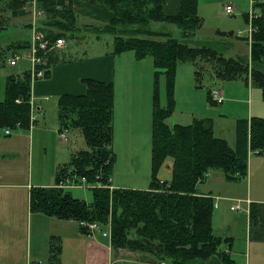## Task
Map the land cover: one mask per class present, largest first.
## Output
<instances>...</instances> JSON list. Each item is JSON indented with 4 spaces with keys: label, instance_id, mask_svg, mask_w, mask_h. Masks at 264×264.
Returning <instances> with one entry per match:
<instances>
[{
    "label": "trees",
    "instance_id": "obj_1",
    "mask_svg": "<svg viewBox=\"0 0 264 264\" xmlns=\"http://www.w3.org/2000/svg\"><path fill=\"white\" fill-rule=\"evenodd\" d=\"M76 0H0V31L15 26L13 18L29 15L32 8L43 13L36 19L38 29L55 39L78 40L81 35L112 38L113 53L132 50L137 59L153 58V129L152 172L149 189L93 187L91 202L75 197L65 188L33 186L30 208L61 219L97 221L103 228L111 226L113 250L149 252L156 255L146 264H238L231 256L233 237L216 232L213 225L214 197L200 193L198 185L207 173L222 171L225 179L238 181L248 176L249 151L264 149V117L237 121L236 146L217 136L209 118L196 117L189 124H170L168 117L176 108L175 85L179 63L195 67V85L205 86L210 102L215 85L236 78L251 80L261 86L264 97V14L254 8L264 7V0H252L255 30L252 49L247 56L227 55L231 42L217 48L216 41L197 40L202 26L198 13L199 0H180L178 14L166 13V0H84L112 14L104 23L85 21L74 8ZM249 13L247 18L249 20ZM155 23L166 24L164 30ZM170 24L174 25L171 26ZM32 26V22L26 24ZM171 26L172 30H168ZM176 26V27H175ZM108 35V36H107ZM112 36V37H111ZM247 38V37H246ZM248 40V38H247ZM29 41L0 46L1 64L10 49L26 48ZM106 43V42H105ZM70 50H54L49 54L46 77L55 64L73 60ZM165 76V103L161 101L160 81ZM163 76V77H164ZM88 90L83 95L63 94L57 104L61 122L79 127L87 148L75 151L71 160L62 164L56 182L69 181L74 174L85 176L91 183L107 182L112 175L116 155L114 144L115 90L112 83L84 79ZM220 86V85H218ZM31 74L24 70L6 77L4 99L0 100V128L29 125ZM21 98V102L16 99ZM170 160V161H169ZM164 168L170 178L162 181ZM99 177V178H97ZM250 220L256 223L252 205ZM83 233L89 229L81 225ZM226 248L229 251H226ZM61 244L50 239L49 264H61ZM112 264H141L128 261Z\"/></svg>",
    "mask_w": 264,
    "mask_h": 264
},
{
    "label": "crops",
    "instance_id": "obj_2",
    "mask_svg": "<svg viewBox=\"0 0 264 264\" xmlns=\"http://www.w3.org/2000/svg\"><path fill=\"white\" fill-rule=\"evenodd\" d=\"M180 5V0H166V13L178 14ZM74 8L85 21L104 23L112 16L105 9L84 0H76ZM67 42L68 47L60 51L70 50L73 60L55 64L49 76L31 83V94L39 112L34 126L31 129L21 127L11 135H6L4 129L0 128V264H26L32 260H43L47 264L50 239L53 236L61 244L62 264H112L129 261L123 252L133 253L126 249L113 250L109 237L99 231L83 233L80 222L75 219H61L30 208L31 188L56 185L59 167L69 162L76 151L68 148L74 146L76 135L73 134L67 144H63L58 136L61 118L57 100L63 94H86L88 87L84 79L92 78L114 85L113 150L116 160L112 172L113 185L132 187L124 183L127 179L117 177L118 168L125 165L126 158L136 159L144 150L149 149L152 162L153 58L146 56L139 60L132 50L115 54L109 37L105 39L85 34L78 40ZM96 42L102 46L100 51L90 53L88 47ZM230 46L232 49L227 51V55L237 54L232 43ZM222 84L220 86L224 90L225 99L216 107L210 102L207 87L195 85L194 65L179 63L175 85L176 108L170 124H189L196 117L209 118L215 134H223L219 132L223 129V123L230 120L232 124L229 130L235 135V147L237 121L241 118L250 120L253 116L264 117L263 92L261 86L251 80L247 83L236 78ZM87 147L86 143V147L80 149ZM36 150L37 163L34 170ZM248 167V177L236 181L237 186L234 191H230L234 194H215L220 187L219 181L226 180L223 172L218 170L210 172L205 180L213 178L203 185L200 183L198 191L214 197L215 208L218 209L214 210L213 225L215 219L218 223H224L218 233L233 237L230 247L233 259L238 264H264V149L249 151ZM166 174H170L168 168H162L159 173L162 181L168 179ZM149 187L150 183L146 189ZM84 188L65 187L71 194L77 193L73 194L75 197L88 201V190ZM244 189V195L237 194L236 191ZM218 197L228 203L221 204ZM235 199H242L245 204L248 202L250 209L254 205L257 212L255 224L251 223L248 213L240 219L233 218L234 221L223 217L220 211L226 206L232 210ZM34 228L36 237L42 238V242L33 249L31 243ZM25 244L26 249L19 252ZM137 254L155 257L149 252Z\"/></svg>",
    "mask_w": 264,
    "mask_h": 264
},
{
    "label": "rangeland",
    "instance_id": "obj_3",
    "mask_svg": "<svg viewBox=\"0 0 264 264\" xmlns=\"http://www.w3.org/2000/svg\"><path fill=\"white\" fill-rule=\"evenodd\" d=\"M229 1H231L233 3V6H234V14L233 15H229V14H226L224 12V4L226 2H229ZM251 2H252V0H199L198 13L202 18V26L196 32V37L199 38L197 40H209L212 42L216 41L217 43L215 46L217 48H221V47L226 46L228 43H226L224 41L227 40L233 44V47L236 48V50L238 52L237 54H240L242 56H247L248 52L250 53L251 49H252V40L251 41L247 40L248 33L246 32V30L250 26L249 20H248L246 15H247V12L252 10L251 6H253V5H251ZM254 9L257 13L263 12V14H264V7L261 8V6H257ZM39 16L42 17L43 13L38 15L37 18H39ZM29 21H30L29 15H24L22 17H16L15 20L13 18L12 22L14 23L15 26L9 27V28H6V29H3L0 31V46L3 49H6L12 43H18V42H22V41H30V39L32 37V31H31V28H29L26 25L27 23H29ZM165 25L166 24H164V23L163 24L162 23H155L154 27L159 28L161 30H164V28L166 27ZM170 25L174 26L172 24H170ZM171 26H167L169 28L168 30L173 31L175 28L171 29L170 28ZM239 30L244 31L245 33L242 36H238L237 32ZM108 37H110V36H108ZM109 39L112 40V38H109ZM227 46L229 47L230 45H227ZM101 47L102 46L96 42L93 46L88 47V50L90 53H93L96 51L98 52V51H100ZM21 49L22 48L10 49L6 53V56H5V65L1 64L2 59H0V100L4 99V88H5V82H6L7 75L10 74V72H16V73L22 72V71L28 69L30 66L29 60L25 59V58H22L21 60H19L17 65H15V66H11L10 64H8L7 59L10 56H12L15 52L20 51ZM231 49H232V46L229 47V50H231ZM226 54H228V53H226ZM159 81H160V89H161V101H162V104H164L165 99H166V96H165L166 88L164 85V83H165L164 77H161V79H159ZM202 82L205 85V87H208L210 85V83L207 82L206 78H204L202 80ZM225 82L222 85H224ZM218 85H221V84H217L215 86H218ZM175 99H176V97H175ZM213 104L216 107L221 105L219 103H213ZM173 111L175 112L174 109H173ZM173 116H174V113H172V115L170 117H168L167 121L170 122V120H171V118H173ZM244 119H246V118H244ZM231 124L232 123L230 122V120H226V122L223 123V129L221 131H219V132H222L223 134L217 132L216 135L220 136L222 138H225L231 146H234L235 135H234L232 130L231 131L229 130L231 128L230 127ZM62 126H66L69 128V123L67 122L66 124H63ZM20 128H21L20 126H17V127H14L13 130L17 131ZM26 128L31 129L32 126L29 124ZM69 130H70V140H71L73 134L76 135V137H75L74 144H73L74 146H70L68 148L73 149V151L74 150L77 151V150H80V148H82V146L86 147V140L84 138V135H83L81 129L79 127L73 128V126H71L69 128ZM58 136H59V134H58ZM81 136H82V139H81ZM36 154H37V150L35 151V156H34V170L36 169V163H37ZM151 167H152L151 155H150L149 149H147V151L144 150L143 153L141 155H139L136 159H132L131 157L126 158L125 159V165L123 167L118 168V174L117 175H119V176H117V177L127 179V181H125L124 183L126 185L132 186L130 188L146 189L149 186V183L151 181V175H150ZM28 171L30 174V171H31L30 165H29ZM166 176L168 177V179L170 178V174H166ZM149 177H150V181L148 180ZM212 178L213 177H209L207 180H204L201 184L203 185L206 182L211 181ZM114 182H116V181H114ZM235 182L236 181H229V180L221 181L220 180L219 181L220 187L218 189V193H215V194H219V193L234 194L233 192H230V191H234V188L237 186V184ZM75 186L83 187L81 185H75ZM141 186H143V187H141ZM63 188H65V187H63ZM84 189L88 190V193H87V195L89 197L88 202H91L92 198H93L92 189L89 186L85 187ZM236 192L238 195H240V194L244 195L245 189L243 191L238 190ZM72 194L76 195L77 193L73 192ZM217 200H219V202H221V204L222 203H228L227 200L219 199V197ZM235 201L242 204L243 207L246 208V210H240V209L235 210L232 208H231L232 210H230V208H228V206H226L224 208V210L222 209L220 211L225 219H232L234 221L235 219H233V218H235V217L240 219L241 217H244L246 215V213L250 214V205L248 202H246V204H245V201H243L242 199H235ZM235 201H233L232 203H234ZM217 209L218 208L216 207L215 210H217ZM223 224L224 223H218L217 220L215 219L214 227L216 229L215 228L214 229L216 230V232H219L218 230L221 229V226H223ZM36 235H37V232H36V229L34 228L33 235H32L33 238H32V243H31V246L33 247V249L37 245L40 246V244L42 242V238H40V237L37 238ZM26 246L27 245L25 244L23 249L20 248L18 251L19 252L24 251L26 249ZM128 251H130V250H128ZM138 252H140V251H133V253L129 252L128 254H127V252H123V253L126 255V259L129 260L128 262H130V263L146 264V263H149L150 261L152 262L151 259L156 258L154 256H152L151 258L150 257L148 258L146 256L144 257L141 254H137ZM141 253H143V252H141ZM144 253H146V252H144ZM135 254H137L138 256H136ZM46 260H47V258H46ZM44 264H45V261H44ZM47 264H49V263L47 262Z\"/></svg>",
    "mask_w": 264,
    "mask_h": 264
},
{
    "label": "built area",
    "instance_id": "obj_4",
    "mask_svg": "<svg viewBox=\"0 0 264 264\" xmlns=\"http://www.w3.org/2000/svg\"><path fill=\"white\" fill-rule=\"evenodd\" d=\"M224 12L229 15L234 14V6L231 1L226 2L224 4ZM42 12L36 9V6L34 4L32 8V37L28 43V46L21 50L15 52L12 56H10L7 59L8 64L11 66L17 65L18 61L21 60L22 58L28 59L30 62V66L28 70L30 71L31 74V82L33 83L37 79L44 78L46 76V70H47V65L49 61V54L54 51V50H61L67 47L68 42L66 38L64 37H57L55 39L49 38L46 33L40 29L37 28L36 26V19L38 15H40ZM257 15L254 13L253 9L249 11V23L250 26L246 30L248 33V40H252V34L255 30V27L253 26V18L256 17ZM245 32L239 30L237 32L238 36H242ZM211 96L213 100L217 103H221L224 101L225 95H224V90L221 87H214L211 92ZM48 99V97H46ZM17 102H21V98L16 99ZM29 104H30V117H29V124L33 127L34 124L37 122L38 117H39V112L36 108V103L33 97L29 99ZM66 124L65 122L62 123ZM58 130L59 138L60 141L63 144H67L70 140V130L66 126H62ZM4 132L6 135H11L14 130L9 127H4ZM99 178V177H97ZM75 185H81L83 187H108L110 189H113L114 186L112 184V177L109 175L107 178V182L103 183L100 180H97L95 183H91L87 180L85 176H79L77 174H74L73 177L67 181V180H60L57 183V187H73ZM233 209L237 210H246L245 207H243L242 204L235 202L233 205ZM80 224L86 228L89 229L90 233L99 231L103 236L109 237L111 240V226L108 225L107 228H103L101 224L97 221H86V220H81ZM227 250V249H226ZM43 260H32V261H27L26 264H43ZM161 264H168L166 261H161Z\"/></svg>",
    "mask_w": 264,
    "mask_h": 264
},
{
    "label": "water",
    "instance_id": "obj_5",
    "mask_svg": "<svg viewBox=\"0 0 264 264\" xmlns=\"http://www.w3.org/2000/svg\"><path fill=\"white\" fill-rule=\"evenodd\" d=\"M151 260H153V259H151ZM155 260V259H154Z\"/></svg>",
    "mask_w": 264,
    "mask_h": 264
}]
</instances>
